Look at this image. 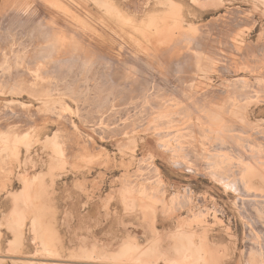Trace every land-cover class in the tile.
<instances>
[{
    "label": "rangeland",
    "instance_id": "374dc122",
    "mask_svg": "<svg viewBox=\"0 0 264 264\" xmlns=\"http://www.w3.org/2000/svg\"><path fill=\"white\" fill-rule=\"evenodd\" d=\"M44 1L0 17V264H264V0Z\"/></svg>",
    "mask_w": 264,
    "mask_h": 264
},
{
    "label": "bare ground",
    "instance_id": "6f19581e",
    "mask_svg": "<svg viewBox=\"0 0 264 264\" xmlns=\"http://www.w3.org/2000/svg\"><path fill=\"white\" fill-rule=\"evenodd\" d=\"M41 1V0H40ZM42 1H44V0H42ZM8 2V3H7ZM9 2H10V0H5L4 1V3L5 4H2L3 5V7H4V9H2L1 11H0V17L3 15V14H5L7 11H13V10H16V9H14V7H13V9H10V8H8L9 10H7L5 7H6V5L8 6V4H9ZM28 2V1H27ZM35 2H36V0H35ZM39 2V1H38ZM45 2V1H44ZM57 2V1H56ZM18 3V2H17ZM47 3V2H46ZM41 4V3H40ZM42 4H43V2H42ZM12 5V4H11ZM14 5H15V3H14ZM29 5V4H28ZM36 5V4H35ZM58 4H55V6L56 7H58L57 6ZM126 5H129L128 3L126 4ZM31 6V5H30ZM29 6V7H30ZM47 6H49V5H47ZM60 7V6H59ZM113 6H111V8H112ZM27 8V7H26ZM29 9V8H28ZM28 9H27V11H28ZM49 9V8H48ZM46 7H43V6H39V4L34 8V12H28V14L26 13V16L28 17V20L30 21V18H33L34 20H36L38 17H40V16H42L41 18L42 19H40L39 18V20H40V23H42L41 22V20L43 21V23H44V25L42 26V27H44L43 29L41 28V30H43V31H39V34L40 35H36V37H40V39L39 40H41V38H42V40H52L51 42H52V45L51 44H49V45H51L50 47H52L51 48V50H50V48H48V50H50V51H52V53L54 54V52H57V55H58V52L60 51V53L61 52H63L64 53V55H65V57H69L70 58V56H72L73 57V55L72 54H74V50H76V53L77 52H79L80 53V58L82 57L81 55H83L84 57L87 55V52L89 51L90 53H91V51H93L92 49H94V45H96L97 47H98V45H100V44H98V43H100L101 41H103L102 40V35L103 34H106V33H104V29L101 31V30H96V28H91V27H88V25L85 23V22H83V20H81L80 19V24H81V28L80 27H75L73 24L74 23H72V21L71 22H69L67 19H65V14L63 15L62 13H60V11H57V13L55 12H52L51 10H48ZM24 11V10H23ZM32 11V10H31ZM87 15V14H86ZM84 16V15H83ZM18 20H20V19H18ZM17 20V21H18ZM10 21H12V20H10ZM14 21H16V20H14ZM13 21V22H14ZM22 21V20H21ZM23 22V21H22ZM18 23V22H17ZM24 23V22H23ZM37 23V22H36ZM42 23V24H43ZM15 24H16V22H15ZM41 25V24H40ZM84 25L86 26V28H88V29H86L85 27H84ZM13 26H14V24H13ZM39 26V25H38ZM5 27V26H4ZM35 28H37V26L35 27ZM157 28V27H156ZM39 29V28H38ZM6 30V29H5ZM33 30V29H32ZM66 31V32H65ZM99 31H101V32H103V34H101ZM35 32V31H34ZM38 31H36V33H37ZM107 32V31H106ZM1 33V32H0ZM169 33V32H168ZM33 35H35V34H33ZM59 35V36H58ZM61 36V37H60ZM67 36H69V40H67ZM104 36V35H103ZM64 37V38H63ZM63 38V39H62ZM57 39L59 40L60 39V41L59 42H61V40H63L64 41V43L65 44H61L62 45V47L61 46H58L57 47V45L59 44H57L56 43V41H57ZM87 41H90V42H88L87 43ZM37 42H38V40H37ZM50 42V43H51ZM58 42V41H57ZM92 42H94V44L92 43ZM90 43V44H89ZM57 44V45H56ZM91 45V44H93V47H89V45ZM48 45V46H49ZM171 46V45H170ZM46 47V46H45ZM112 47V46H111ZM98 48H100V47H98ZM126 48V47H125ZM171 48V47H170ZM41 49V48H40ZM88 49H90V50H88ZM96 49V48H95ZM94 49V50H95ZM104 49V48H103ZM47 50V51H48ZM70 50V51H69ZM101 49H98V50H95V54H93L94 56L96 55V51H97V54H99L98 52L100 51ZM169 50H171V49H169ZM39 51V50H38ZM45 51H46V49H45ZM49 51V52H50ZM121 51V50H120ZM48 52V53H49ZM102 52V51H101ZM111 52V51H110ZM119 52V51H118ZM124 52V51H123ZM128 52V51H127ZM105 52H103L102 54H104ZM122 53V52H121ZM106 54H108L107 52H106ZM114 54H116L117 55V53H114ZM36 55V54H35ZM41 55V54H40ZM76 55H78V53L76 54ZM100 55H101V53H100ZM99 55V56H100ZM105 55V54H104ZM43 56V55H42ZM51 56V55H50ZM103 56V55H102ZM106 57H107V55H105ZM104 56V57H105ZM75 57V56H74ZM108 57L109 58H111L112 59V63L113 62H115L116 63V65L118 64V65H120L121 66V63H118V62H121L120 60L121 59H124V58H119L118 56H113V54H109L108 55ZM123 57H124V55H123ZM68 58V59H69ZM76 58H77V56H76ZM83 58V57H82ZM87 58V57H86ZM126 58V60H130V59H127V57H125ZM38 59V58H37ZM43 59V58H42ZM49 59H51V58H49ZM67 59V58H66ZM75 59V58H74ZM84 59V58H83ZM106 59V58H105ZM62 60V59H61ZM92 60V59H91ZM48 61H50V60H48ZM66 61V60H65ZM108 61H109V59H108ZM111 61V60H110ZM122 61H124V60H122ZM132 61V60H131ZM71 62V61H70ZM129 62V61H128ZM52 63V61H50V63L49 64H51ZM60 63H62V65H64L63 64V62L62 61H60ZM60 63H59V65H60ZM66 63V65H69V64H67V62H65ZM80 63V62H79ZM96 63V62H95ZM111 63V64H112ZM124 63V62H123ZM132 63V62H131ZM89 64V63H88ZM130 64V62L128 63V65ZM86 65V64H85ZM95 65V64H94ZM115 65V66H116ZM118 65H117V67H118ZM133 65H134V63H133ZM56 66H58L57 65V62H56ZM70 66V65H69ZM59 67H61V66H59ZM87 67V66H86ZM93 67V66H92ZM129 68V67H128ZM132 68V67H131ZM92 69V68H91ZM124 69V68H123ZM130 69V68H129ZM132 70V69H131ZM97 71H99V70H97ZM121 71H122V69H121ZM120 71V72H121ZM111 73V72H110ZM115 73V72H114ZM117 73V72H116ZM125 73V75H126V72H124ZM131 74V73H130ZM77 75V74H76ZM114 75V74H113ZM86 76H87V74H86ZM98 76V75H97ZM127 77H129V74L128 75H126ZM125 76V77H126ZM9 77V76H8ZM90 77V76H89ZM101 77V76H100ZM113 77V76H112ZM114 77H116V75L114 76ZM66 78V77H65ZM96 79H97V77H95ZM70 80V79H69ZM95 80V79H94ZM103 80V79H102ZM121 80V79H120ZM109 81V80H108ZM107 82V81H106ZM123 82V81H122ZM95 83V82H94ZM121 83V82H120ZM85 85V84H84ZM82 86V85H81ZM123 88V87H122ZM150 88V87H149ZM149 90V89H148ZM43 93V92H42ZM67 93H68V91H67ZM195 95V94H194ZM193 95V96H194ZM77 99V98H76ZM199 100V99H198ZM188 106V105H187ZM139 110V109H138ZM137 112V111H136ZM182 115V114H181ZM222 144V143H221ZM230 150H231V148H230ZM229 173V172H228ZM47 207V206H46ZM44 210H45V208H43ZM35 224H36V222H34ZM130 257V256H129ZM128 258V257H127ZM130 259V258H129ZM142 259H143V257H142Z\"/></svg>",
    "mask_w": 264,
    "mask_h": 264
}]
</instances>
